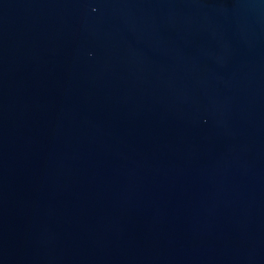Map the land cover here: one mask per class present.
<instances>
[{
	"label": "water",
	"instance_id": "95a60500",
	"mask_svg": "<svg viewBox=\"0 0 264 264\" xmlns=\"http://www.w3.org/2000/svg\"><path fill=\"white\" fill-rule=\"evenodd\" d=\"M0 264H264V0H0Z\"/></svg>",
	"mask_w": 264,
	"mask_h": 264
}]
</instances>
